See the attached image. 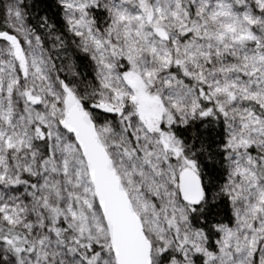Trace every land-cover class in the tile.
<instances>
[{
	"label": "snow or ice",
	"instance_id": "6c2138e0",
	"mask_svg": "<svg viewBox=\"0 0 264 264\" xmlns=\"http://www.w3.org/2000/svg\"><path fill=\"white\" fill-rule=\"evenodd\" d=\"M0 264H264V0H0Z\"/></svg>",
	"mask_w": 264,
	"mask_h": 264
}]
</instances>
